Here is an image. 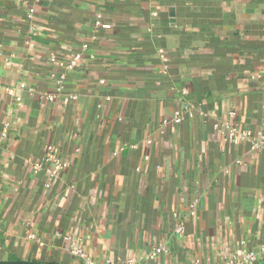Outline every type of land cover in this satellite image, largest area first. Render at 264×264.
I'll return each mask as SVG.
<instances>
[{
    "label": "crops",
    "instance_id": "1",
    "mask_svg": "<svg viewBox=\"0 0 264 264\" xmlns=\"http://www.w3.org/2000/svg\"><path fill=\"white\" fill-rule=\"evenodd\" d=\"M48 146L56 179L33 170ZM249 252L264 261V0H0V260Z\"/></svg>",
    "mask_w": 264,
    "mask_h": 264
},
{
    "label": "built area",
    "instance_id": "2",
    "mask_svg": "<svg viewBox=\"0 0 264 264\" xmlns=\"http://www.w3.org/2000/svg\"><path fill=\"white\" fill-rule=\"evenodd\" d=\"M88 50V46H83V51H87ZM81 53L76 55L74 57L73 60H71L68 65H67V72L64 73V75L60 76L59 78H56L54 81V91L52 93H46L43 96V99L49 101V102H54L59 96H62L64 94V89H65V83H66V79H67V74L69 72L74 71V69L78 66V64L81 61ZM57 59L56 55H52V60L55 61ZM101 84H105L104 81H101ZM9 93L13 94V90H8ZM76 99L75 96H70V99ZM21 97H17V102L21 101ZM240 137L247 139V134H242V136H235L234 141H237V139H239ZM257 147H259L258 143H255L253 148L256 149ZM66 161L63 158H60L54 148L52 146H48L46 149V153L45 156L43 158V160L35 163L33 165V170L35 173H40V172H46L49 174V176L52 179H56L58 178V176L65 170L66 168ZM183 231V226H180L178 229V233H181ZM161 251H163L162 249H156L151 257H155L158 253H160ZM79 256L82 258H85V256L83 254H81V252H78ZM260 259V255L254 252H249L243 259L242 262H238V261H230L226 264H250V263H255L258 262V260ZM108 264H123V263H112L109 262ZM126 264H134V261H129Z\"/></svg>",
    "mask_w": 264,
    "mask_h": 264
},
{
    "label": "water",
    "instance_id": "3",
    "mask_svg": "<svg viewBox=\"0 0 264 264\" xmlns=\"http://www.w3.org/2000/svg\"><path fill=\"white\" fill-rule=\"evenodd\" d=\"M0 264H48L30 260H0ZM264 264V261L261 263Z\"/></svg>",
    "mask_w": 264,
    "mask_h": 264
}]
</instances>
